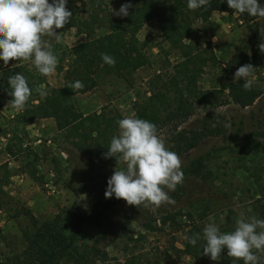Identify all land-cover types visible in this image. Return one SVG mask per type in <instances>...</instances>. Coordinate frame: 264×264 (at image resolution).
<instances>
[{
  "label": "rangeland",
  "instance_id": "1",
  "mask_svg": "<svg viewBox=\"0 0 264 264\" xmlns=\"http://www.w3.org/2000/svg\"><path fill=\"white\" fill-rule=\"evenodd\" d=\"M120 8L116 0L100 5L113 18L120 17L111 9ZM222 13L214 12L207 21L194 23L202 37L200 53L208 58L196 82L197 90L206 93L205 99L196 101L191 96L194 102L188 119L179 125L167 121L157 131L165 146L182 160L184 181L169 191L174 204L138 208L114 195L105 198L107 181L116 168L126 167L123 162L110 165L98 158L89 161L72 146L74 140L66 132L55 130L52 119L27 125L13 121L17 110L0 96V260L22 249V231L31 228L28 216L40 229L48 225V229L64 231L72 224L65 221L66 216L70 219L79 213H93L101 227L85 225L78 240L85 264H122L129 255L141 264H244L228 257L226 250L217 261L203 255L202 236L207 223L217 224L222 233L233 231L241 213L264 220V59L254 67L251 89L257 96L250 106L239 108L224 89L236 81L237 69L248 63L240 56L242 47L253 32L264 33V18L243 23L235 13ZM61 32L60 43L44 38L51 40L53 48H70L83 40L74 35V29L57 30V34ZM105 32L101 28L95 35ZM136 37L148 65L128 76L127 81L108 69L98 71L97 85L88 94L93 100L91 112L105 107L123 119L133 114L135 104L147 99L150 87L170 82L172 66L180 58L161 40L155 21L144 23ZM57 49L53 51L62 54ZM64 58L63 66L70 61L66 54ZM16 62L5 65L0 60V69ZM21 63L50 87L63 84L62 71L45 77L31 60ZM179 131L185 137L194 133L203 139L189 151L178 153ZM197 159L202 169L194 176L186 170ZM195 234L201 236L195 246L183 238Z\"/></svg>",
  "mask_w": 264,
  "mask_h": 264
},
{
  "label": "trees",
  "instance_id": "2",
  "mask_svg": "<svg viewBox=\"0 0 264 264\" xmlns=\"http://www.w3.org/2000/svg\"><path fill=\"white\" fill-rule=\"evenodd\" d=\"M116 1L120 6L129 2ZM51 2L52 0H49V3ZM106 2L107 0H67V9L70 8L73 12L64 30L74 29V35L82 36L83 40L70 48H53L62 52L58 54L53 51L58 58L56 70L63 72V84L60 87H50L41 77L28 70L20 60L12 66L0 69V96L8 103L11 101L8 78L22 73L27 78L32 95L23 110H17L12 120L27 125L35 120L52 119L55 130L66 132L68 137L74 140L72 146L89 161L94 162L98 158L114 165L121 161H116L114 157L106 158L105 153L110 147L112 137L118 135L117 122L121 116L105 107L83 115L74 106L73 96L94 89L97 85L96 74L101 69H108L118 78L127 81L128 76L147 66L148 58L136 34L144 23L153 20L161 40L169 49L179 54L180 60L172 66L173 75L169 79L170 82L161 84L159 88L150 87L149 96L133 106V113L137 118L154 123L157 131L167 121H175L177 125L185 122L192 113L194 101L190 100V97L203 101L206 96V93L196 88L197 79L208 63V58L200 53L199 41L202 37L194 28V23L207 21L214 12L231 14L235 13V10L229 8L227 0H209L207 5L195 10L187 7L188 0H130L133 7L129 9V15L113 18L107 11L100 9V5H106ZM258 3L264 6V0H258ZM235 14L243 23H250L259 18L246 13ZM101 28H105L106 32L96 36L95 32ZM262 42L263 32L250 34L240 53L242 59L248 61L247 64L253 67L262 64L264 54L258 47ZM102 53L114 57L115 65L104 63ZM65 54L70 61L64 67L61 62L64 61ZM77 80L83 82L82 89L73 90L68 87ZM243 83V80L237 79L224 86L231 101L239 108L250 106L257 96L252 89L245 90ZM40 85H43V90L47 92L46 96L36 91ZM182 133L179 131L176 134L178 153L189 151L203 139V135L192 133L185 137ZM201 169L202 164L197 159L186 172L198 176ZM28 219L31 228L22 231V249L4 255L0 264H85L86 261L78 250L82 228L88 224L101 227L99 217L93 213H79L70 219L66 216L65 221H71L72 224L65 227L64 231L48 229V225L40 229L31 216H28ZM95 245L97 241L94 242V248ZM122 264L141 262L135 256L129 255Z\"/></svg>",
  "mask_w": 264,
  "mask_h": 264
},
{
  "label": "clouds",
  "instance_id": "3",
  "mask_svg": "<svg viewBox=\"0 0 264 264\" xmlns=\"http://www.w3.org/2000/svg\"><path fill=\"white\" fill-rule=\"evenodd\" d=\"M209 0H188L191 10L207 5ZM229 8L235 13L248 14L264 18V6L258 0H227ZM67 0H0V60L5 65L9 61L31 60L38 72L47 77L58 66V58L53 52L52 42L44 37H52L57 43L62 41L63 29L71 20L72 13L67 10ZM77 6H79L77 4ZM132 3H125L119 11L111 12L119 17L129 15ZM228 15L227 13H222ZM264 54V42L259 44ZM104 63L114 66L115 58L102 53ZM256 69L246 64L237 69L235 80H244L243 88L250 90ZM8 84L12 97L9 105L16 110H23L32 95L27 78L22 74L11 75ZM73 90L84 87L82 81H75L68 86ZM42 96L47 92L43 86L36 89ZM119 133L112 137L105 157H114L126 167L114 170L107 181L105 198L124 200L128 205L145 208H159L162 204H174L169 191L183 183L182 160L170 151L157 134L156 125L146 119L137 118L135 113L120 119ZM167 189V191L165 190ZM185 240L195 246L200 234ZM203 255L217 261L226 250L227 256L242 260L244 264H264V220L255 216L246 218L242 213L231 232L222 233L215 223H207L203 229Z\"/></svg>",
  "mask_w": 264,
  "mask_h": 264
},
{
  "label": "crops",
  "instance_id": "4",
  "mask_svg": "<svg viewBox=\"0 0 264 264\" xmlns=\"http://www.w3.org/2000/svg\"><path fill=\"white\" fill-rule=\"evenodd\" d=\"M95 89V88H94ZM92 89V90H94ZM91 90V91H92ZM90 91L83 93V94H76L73 96V103L75 101L76 98V103L74 104V106L83 114H89L91 113V106L93 104V100H91V97L88 95Z\"/></svg>",
  "mask_w": 264,
  "mask_h": 264
}]
</instances>
